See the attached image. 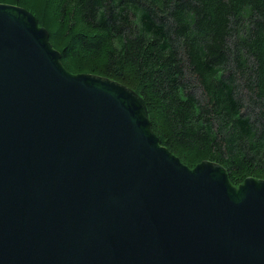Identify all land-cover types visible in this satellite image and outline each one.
Masks as SVG:
<instances>
[{
    "label": "water",
    "instance_id": "1",
    "mask_svg": "<svg viewBox=\"0 0 264 264\" xmlns=\"http://www.w3.org/2000/svg\"><path fill=\"white\" fill-rule=\"evenodd\" d=\"M60 57L0 3V264H264V180L188 167L135 91Z\"/></svg>",
    "mask_w": 264,
    "mask_h": 264
},
{
    "label": "trees",
    "instance_id": "2",
    "mask_svg": "<svg viewBox=\"0 0 264 264\" xmlns=\"http://www.w3.org/2000/svg\"><path fill=\"white\" fill-rule=\"evenodd\" d=\"M31 12L63 67L131 88L159 144L229 182L264 180V0H0Z\"/></svg>",
    "mask_w": 264,
    "mask_h": 264
}]
</instances>
